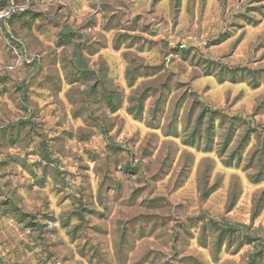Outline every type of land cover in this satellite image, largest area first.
Returning <instances> with one entry per match:
<instances>
[{
	"label": "rangeland",
	"instance_id": "obj_1",
	"mask_svg": "<svg viewBox=\"0 0 264 264\" xmlns=\"http://www.w3.org/2000/svg\"><path fill=\"white\" fill-rule=\"evenodd\" d=\"M0 264H264V0H0Z\"/></svg>",
	"mask_w": 264,
	"mask_h": 264
}]
</instances>
